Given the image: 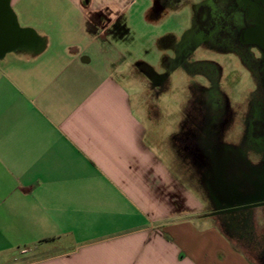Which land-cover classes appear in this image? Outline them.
<instances>
[{"label": "crops", "instance_id": "0c3cea01", "mask_svg": "<svg viewBox=\"0 0 264 264\" xmlns=\"http://www.w3.org/2000/svg\"><path fill=\"white\" fill-rule=\"evenodd\" d=\"M1 1L0 264H264L205 213L225 200L174 174L158 120L145 107L138 116L107 66L122 55L106 39H78L77 49L35 30L76 23L83 37H104L139 0ZM8 17L35 38L4 44ZM176 125L179 139L186 123ZM253 216L263 237L264 209Z\"/></svg>", "mask_w": 264, "mask_h": 264}, {"label": "flooded vegetation", "instance_id": "af4514ba", "mask_svg": "<svg viewBox=\"0 0 264 264\" xmlns=\"http://www.w3.org/2000/svg\"><path fill=\"white\" fill-rule=\"evenodd\" d=\"M186 1L153 0L149 16L158 18L164 10H174ZM158 39L169 70L182 69L196 79L190 83L195 93L182 112L186 123L182 139L209 198L212 200L213 171L220 165L228 190H245L239 200L262 198L222 213L216 210L217 204L211 203L212 213L221 217L231 234L242 236L253 254L263 258L264 236H256L253 214L257 207L264 209V0H199L183 36ZM201 49L221 55L226 60L224 65L194 60ZM234 63L241 65L249 77L244 84L247 96L239 106L232 105L228 96L235 88L238 72ZM137 68L148 74L154 97L167 90L170 71L155 73L144 63ZM250 154L257 158L255 165L247 158ZM237 200L232 196V203Z\"/></svg>", "mask_w": 264, "mask_h": 264}, {"label": "rangeland", "instance_id": "374dc122", "mask_svg": "<svg viewBox=\"0 0 264 264\" xmlns=\"http://www.w3.org/2000/svg\"><path fill=\"white\" fill-rule=\"evenodd\" d=\"M198 1L187 0L174 10H164L158 19L153 20L148 12V9L152 8V0H139L129 17H124L109 28L104 37L94 38L95 33H91L90 38H85L80 33L82 27L78 28L76 23L55 29L35 27V30L39 34H46L49 40L73 39L71 45L77 49L82 46L78 39H106L108 52L111 51L112 53L115 50L122 55V58H115L116 60L111 58V62L107 64L113 77L130 91L133 108L141 119L145 120L143 117L146 110L148 116L159 122V132L165 138L160 142V152L170 163L174 174L187 186L201 190L202 195L207 199L206 189L200 182L196 169L184 151L185 140L182 139L183 137L178 139L173 135L178 130L176 124L183 116L182 112L187 100L195 93L191 91L190 83L196 79L186 75L182 69L169 70L168 65L163 62L166 53L163 52L158 39L170 33L179 37L183 36L185 30L191 26L193 7ZM17 22L19 24L18 19ZM54 49H63V45L60 48L55 45ZM93 58L95 57L93 56ZM194 60L214 61L221 66L226 61L221 55L203 49L198 51ZM140 63L148 65L155 73L170 71L169 86L166 92L160 94L159 97H154L148 74L142 73L137 68V64ZM92 64H95V59L92 60ZM234 65L238 69L234 76L235 88L233 92H228V96L232 105L239 106L244 97L247 96L248 92L244 88V84L249 82V77L241 65L237 63ZM237 130L239 131V129ZM212 211L213 206L207 203L205 213L211 214ZM256 226L258 230L263 229L264 219L258 220ZM249 254L251 253L249 252Z\"/></svg>", "mask_w": 264, "mask_h": 264}, {"label": "water", "instance_id": "95a60500", "mask_svg": "<svg viewBox=\"0 0 264 264\" xmlns=\"http://www.w3.org/2000/svg\"><path fill=\"white\" fill-rule=\"evenodd\" d=\"M4 2H2L0 0V8L4 7ZM12 19V18H11ZM10 19V17H8V21H10L11 23H8V34L10 39H5L8 40L9 43H13L15 41L18 40H23L24 43H29L30 39H34L35 36L34 34L29 31V30H24V31H20L17 30L14 25L12 24V20ZM2 39H0L1 41ZM223 165L218 166L214 171H213V179H214V184L212 185L210 191L214 192L215 194H218L220 198L225 200V203L221 204L218 203L216 210L220 213L222 212H227V211H231V210H235L236 208L239 207H244V206H249L252 205L253 202L249 201V202H245L240 199V195H234V192L230 193V191L228 190V188L225 186V182L223 180V173H224V169ZM232 196H235L236 199H238L236 202L232 203L230 202ZM261 199H258L256 201H261Z\"/></svg>", "mask_w": 264, "mask_h": 264}]
</instances>
